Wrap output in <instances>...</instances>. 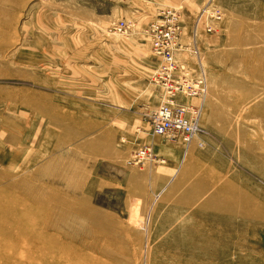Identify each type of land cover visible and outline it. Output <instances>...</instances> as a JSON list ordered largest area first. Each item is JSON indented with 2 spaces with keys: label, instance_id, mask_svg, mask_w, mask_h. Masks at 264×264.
Returning <instances> with one entry per match:
<instances>
[{
  "label": "rangeland",
  "instance_id": "rangeland-1",
  "mask_svg": "<svg viewBox=\"0 0 264 264\" xmlns=\"http://www.w3.org/2000/svg\"><path fill=\"white\" fill-rule=\"evenodd\" d=\"M166 8L207 74L188 148L147 116ZM0 264H264V0H0Z\"/></svg>",
  "mask_w": 264,
  "mask_h": 264
},
{
  "label": "built area",
  "instance_id": "built-area-1",
  "mask_svg": "<svg viewBox=\"0 0 264 264\" xmlns=\"http://www.w3.org/2000/svg\"><path fill=\"white\" fill-rule=\"evenodd\" d=\"M202 17L203 15L200 19ZM179 18L178 9L166 8L148 28L152 52L160 59L153 79L162 88V99L158 108L147 116L155 135L177 137L188 148L203 130L201 118L208 83L201 53L195 45H190L189 48L196 57L193 66L179 58L182 49ZM112 29L124 34L129 26L122 20L114 24ZM184 98H197L199 101L187 104ZM153 157L152 148L145 146L134 153L133 161L142 162Z\"/></svg>",
  "mask_w": 264,
  "mask_h": 264
},
{
  "label": "bare ground",
  "instance_id": "bare-ground-1",
  "mask_svg": "<svg viewBox=\"0 0 264 264\" xmlns=\"http://www.w3.org/2000/svg\"><path fill=\"white\" fill-rule=\"evenodd\" d=\"M133 202V201H132ZM131 206V205H130ZM145 206V205H144ZM137 229V228H136Z\"/></svg>",
  "mask_w": 264,
  "mask_h": 264
}]
</instances>
